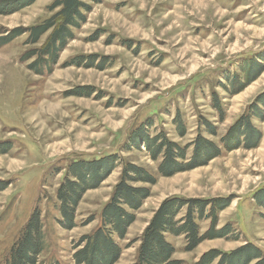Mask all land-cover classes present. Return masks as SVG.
Here are the masks:
<instances>
[{
    "label": "rangeland",
    "instance_id": "rangeland-1",
    "mask_svg": "<svg viewBox=\"0 0 264 264\" xmlns=\"http://www.w3.org/2000/svg\"><path fill=\"white\" fill-rule=\"evenodd\" d=\"M54 1L36 0L19 12L0 14V35L51 18L58 10H51ZM85 1L92 5L85 11L87 20L73 29L75 38L52 72L36 73L29 67L34 59H24L27 51L43 46L50 32L37 44H29L25 32L0 48V142L13 145L0 154V179L9 183L0 191V264L9 259L38 207L46 237L40 262L74 264V241L100 226L122 166L83 196L72 230L57 221V188L73 160L110 154L157 177L121 241L116 264L137 261L144 230L161 202L172 196L231 201L219 213L217 228L231 223L241 233L240 238L233 233L206 239L192 251L186 249L185 236L171 238L173 258L181 264L198 261L210 249L229 252L246 241L264 250V210L253 197L264 186V0ZM92 55L96 59H87ZM79 56H85L82 66L73 64ZM247 60L263 61V71L235 94L230 91L233 75L245 78ZM85 86L90 95L76 94ZM249 115L261 132L260 144L225 150L223 138ZM141 125L152 136L165 132L189 146L187 160L200 135L215 142L222 154L164 177L158 172L160 160L152 159L145 147H130ZM210 224V219L202 220L201 233Z\"/></svg>",
    "mask_w": 264,
    "mask_h": 264
},
{
    "label": "trees",
    "instance_id": "trees-1",
    "mask_svg": "<svg viewBox=\"0 0 264 264\" xmlns=\"http://www.w3.org/2000/svg\"><path fill=\"white\" fill-rule=\"evenodd\" d=\"M98 3L101 0H90ZM36 0H0V14L8 15L21 11L34 4ZM58 9L51 18L29 28H15L10 33L0 35V48L7 45L23 33H28V43L37 44L47 32L48 40L41 48L27 51L24 59H34L30 64L36 73L52 72L53 65L60 57L68 42L75 38L74 30L82 26L86 19L85 11L92 5L85 0H55L51 10ZM85 56L75 57L73 64L82 66ZM96 59V56H87ZM242 65V76L234 74L231 92L239 93L247 83L253 82L263 71L259 60H247ZM94 66V61L90 62ZM229 75V74H227ZM89 86L80 87L82 96ZM180 121V123H179ZM177 124L184 128L179 120ZM223 138L225 150L238 148H256L261 141V132L251 123V116L242 117ZM184 132V131H183ZM215 134V131L212 130ZM130 147L146 148L149 156L160 164L158 172L162 176H172L180 171L194 169L207 164L211 159L221 156L222 150L212 140L200 135L195 139L192 157L187 160L189 146L179 145L169 139L164 132L152 136L146 126L141 125L130 138ZM11 141L0 142V154L8 153L12 148ZM122 166V176L114 187V193L105 203L100 215L101 224L89 234L82 235L74 241L72 252L74 264H116L123 252L121 241L127 238L129 227L136 221V211L150 196L148 186L157 182L156 175L146 168L125 161L117 154L103 157L73 160L66 171V176L57 188V201L54 206L59 212L57 221L68 230L78 225L76 212L83 196L90 189L99 187L118 166ZM141 183V184H140ZM9 183L0 179V191ZM258 207L264 210V186L254 194ZM231 201L222 198L200 199L184 197H167L154 212L150 223L143 232L137 261L133 264H181L173 258L176 249L171 238L185 236L186 249L192 251L206 239L227 238L236 233L231 223L217 228L219 213L230 205ZM185 212L183 213V210ZM94 219L91 218L90 221ZM210 219L208 230L201 233L200 222ZM46 248L42 211L36 208L27 220L19 240L10 251L5 264H60V262L41 263L39 257ZM190 264H264V250L251 241L229 252L218 248L203 253L198 261Z\"/></svg>",
    "mask_w": 264,
    "mask_h": 264
}]
</instances>
